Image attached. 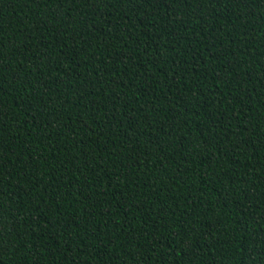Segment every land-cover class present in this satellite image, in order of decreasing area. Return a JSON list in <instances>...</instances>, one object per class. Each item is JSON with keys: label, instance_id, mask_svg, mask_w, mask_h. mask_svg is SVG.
<instances>
[{"label": "trees", "instance_id": "trees-1", "mask_svg": "<svg viewBox=\"0 0 264 264\" xmlns=\"http://www.w3.org/2000/svg\"><path fill=\"white\" fill-rule=\"evenodd\" d=\"M0 264H264V0H0Z\"/></svg>", "mask_w": 264, "mask_h": 264}]
</instances>
